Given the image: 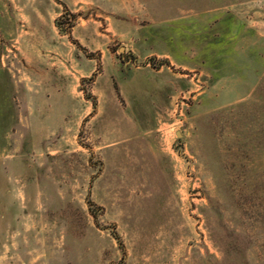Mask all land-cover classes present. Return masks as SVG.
I'll return each mask as SVG.
<instances>
[{
  "label": "rangeland",
  "instance_id": "374dc122",
  "mask_svg": "<svg viewBox=\"0 0 264 264\" xmlns=\"http://www.w3.org/2000/svg\"><path fill=\"white\" fill-rule=\"evenodd\" d=\"M0 264H264V0H0Z\"/></svg>",
  "mask_w": 264,
  "mask_h": 264
}]
</instances>
